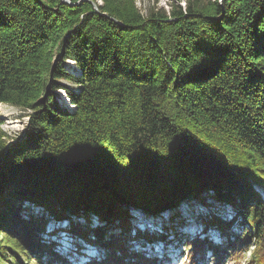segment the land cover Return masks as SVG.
Masks as SVG:
<instances>
[{
    "label": "trees",
    "instance_id": "obj_1",
    "mask_svg": "<svg viewBox=\"0 0 264 264\" xmlns=\"http://www.w3.org/2000/svg\"><path fill=\"white\" fill-rule=\"evenodd\" d=\"M69 1L79 3L0 0V104L28 116L14 140L0 121V264H65L49 217L103 250L88 264H153L144 243L129 247L154 239L132 236L133 208L167 211L177 229L178 208L209 195L229 214L202 216L189 264L205 250L215 264L238 259L251 245L248 264H264V0L145 14L135 0H101L99 11ZM59 89L71 108L56 105Z\"/></svg>",
    "mask_w": 264,
    "mask_h": 264
},
{
    "label": "rangeland",
    "instance_id": "obj_2",
    "mask_svg": "<svg viewBox=\"0 0 264 264\" xmlns=\"http://www.w3.org/2000/svg\"><path fill=\"white\" fill-rule=\"evenodd\" d=\"M92 2H95L96 4H98V2L102 3L101 0H94V1L92 0ZM185 2L186 0H135V5L138 7V9L142 13L145 14L150 9L158 10L160 8H164L166 11H168L171 8L172 4H176V5L179 4L184 8ZM63 63H64L63 68L71 72L73 71L72 73H76V74L80 73V70L76 67L73 61L66 58ZM58 81L63 87L69 88L71 91H78V86L76 85L75 82L73 81L70 82L66 79H59ZM63 93H64V96H63ZM55 95H56L55 96L56 105L63 106L62 105L63 97L68 100L66 91L64 89H59L55 91ZM67 108H71V106L69 105V107ZM0 121H1V128L7 134L8 138H10V140H14L18 136L22 135V133L24 132V129L28 122L27 111L19 107H16V106L2 103L0 104ZM260 191L261 190H259L258 193H260ZM219 209H223L225 211V214H224L225 217L228 216L229 214L228 212L230 210L229 204H226V203L223 204V203H218V202L216 203V201H214V199L210 195L207 197V204H204L200 200H197L195 202L192 201L191 204L183 203L178 208L179 213L182 216V221L187 222L191 219V222H193L197 220V224L194 222L190 223V225L188 226V228H190L189 230L183 229L185 232L188 231L189 234H184V235H180L179 237H176L178 236L179 230L176 229V227L174 228L178 230L177 232L173 230H169L168 232L171 231L173 235L166 237V239L168 240L167 243L171 242V246L166 245L167 246L166 248L162 246V243H159V242L150 243V241H145V240L143 241L140 239L138 241L145 243V249L147 251L155 252L157 261H155L153 264H157L158 262H160L159 264H189L190 259H191V256H190L191 246L188 244V246H186V249H184L182 245H184L186 241L191 240L193 237L201 234V233L198 234L199 231L194 227L200 226V221L201 222L203 221L202 216L209 217V215H213V214L219 215L221 214L218 211ZM31 210H33L34 214H38L39 212V208L35 206L34 207L31 206ZM138 212L139 211H135L133 212V214L137 216L138 218L140 217L139 220L148 219L151 222L154 221V223L157 224V226L160 225L159 224L160 217H149V216L144 215L141 212L139 213ZM161 213L164 214L161 220L166 221L167 217L169 216V214L167 213L169 212L162 211ZM47 220H48L46 224V228L48 226L47 231L51 230L53 227L58 226L60 224L59 222H56V220L54 221L53 218L51 217H49ZM82 221L83 219L78 220V222H82ZM136 224H140V223H136ZM167 227L169 228L170 226H167ZM150 231H153V230H151L150 228ZM115 232H117V230ZM154 232L157 235H159V232L157 230H155ZM41 235L42 237L47 238L44 236L45 234H41ZM172 242H175V246L178 245V247L172 246ZM132 247L133 246H131V248ZM59 248L60 247H56L55 249H59ZM252 250H253V246L251 245L250 249L246 250L243 253V255L240 258H238L239 263H236V261H234L237 258L236 253L230 252L228 254H233V255H230L231 256L230 259L227 260V257L223 256L224 258L217 264H248V258L251 257ZM205 251H206L205 253L203 251H200L199 253L197 252V254L193 258V261H195V264H215V259H213V257L211 256L212 254L211 251H208V250H205ZM167 255L171 257L170 258L171 262L166 261L167 257H164V256H167ZM203 256L205 257L203 258ZM234 257L235 259H232ZM65 264H69V263H65Z\"/></svg>",
    "mask_w": 264,
    "mask_h": 264
},
{
    "label": "bare ground",
    "instance_id": "obj_3",
    "mask_svg": "<svg viewBox=\"0 0 264 264\" xmlns=\"http://www.w3.org/2000/svg\"><path fill=\"white\" fill-rule=\"evenodd\" d=\"M63 96H64V93H63ZM62 105H63L64 108H67V107H69L70 103H69V101H68L67 99H65V98L63 97ZM190 221H191V219H190ZM140 222H141V221H140ZM137 223H139V222H137ZM142 224H143V223H140V224H138V226H142ZM150 225H155V223L152 222V224H150ZM164 257H167L166 260H168V256H164Z\"/></svg>",
    "mask_w": 264,
    "mask_h": 264
},
{
    "label": "water",
    "instance_id": "obj_4",
    "mask_svg": "<svg viewBox=\"0 0 264 264\" xmlns=\"http://www.w3.org/2000/svg\"><path fill=\"white\" fill-rule=\"evenodd\" d=\"M63 1H65V2H67L69 4H78L79 3V1L78 2H75V3H72L69 0H63ZM92 3H93V6H94L95 11H99L98 5L101 4V3H99V2H98V4H96L95 2H92ZM103 14L106 15L105 13H103Z\"/></svg>",
    "mask_w": 264,
    "mask_h": 264
}]
</instances>
